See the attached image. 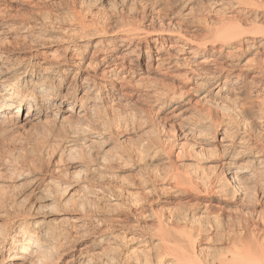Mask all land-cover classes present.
Listing matches in <instances>:
<instances>
[{
	"label": "rangeland",
	"instance_id": "obj_1",
	"mask_svg": "<svg viewBox=\"0 0 264 264\" xmlns=\"http://www.w3.org/2000/svg\"><path fill=\"white\" fill-rule=\"evenodd\" d=\"M239 1L0 0V83L18 76L23 91L37 82L76 98L67 109L55 98L39 101L30 122L25 111L0 119V247L19 227L43 221L52 232L46 264H76L82 253L86 264H141L155 254L149 238L159 232L175 246L181 234L198 230L211 237V250L249 231L244 241L264 248L263 80L228 93L230 82L213 88V81L195 79L196 104L170 112L169 97L184 96L177 81H186L190 54L169 48L177 36L156 33L180 31L186 51L245 19L240 28L261 44L225 46L226 63L264 78V35L250 17L263 6ZM108 29L155 35L132 47L124 70L105 72L96 62L120 36L86 35ZM164 47L177 51L167 64L172 72L161 74L162 66L156 74L148 57ZM87 74L94 86L83 85ZM213 133L225 134L224 144L244 140L224 149L211 142ZM255 155L263 161L255 163ZM243 166L252 174L233 184L229 178Z\"/></svg>",
	"mask_w": 264,
	"mask_h": 264
},
{
	"label": "bare ground",
	"instance_id": "obj_2",
	"mask_svg": "<svg viewBox=\"0 0 264 264\" xmlns=\"http://www.w3.org/2000/svg\"><path fill=\"white\" fill-rule=\"evenodd\" d=\"M240 2L241 0L237 3L240 4ZM242 2L243 4L244 3L251 4L253 5V7L257 6V9L259 6H263L262 11L259 13H255L256 10L255 11L253 10L254 14L250 17L251 20L253 21V25L254 24L261 25L260 29L259 28L258 29L260 30L259 32L261 33V35L262 33L264 35V5H262L264 4V0H259V1L257 0L256 2L255 0H249ZM237 20H238L237 24H235L234 26L231 24L233 27L229 26V28L227 29L224 28L219 33L216 32L217 34L216 36L218 37L216 38V40L212 42L191 43L193 44V47L186 51H184L183 48L184 45L181 44L182 42H184L185 39H182L180 31H175L170 29H164L161 31L156 30L158 36L163 34L169 36H177V41L176 39L172 41L169 45V48H173V51L176 49L178 50L179 48V51L178 52L175 51V53L174 52L171 53V50L167 51L169 50V48H165V47L164 49L155 50L153 54H151L148 57V64H149L148 68L150 69V71H153L156 74H160L158 72V68H161L163 66V69L166 72L163 73L161 72V74H166V73L170 74L172 72L171 67L173 65L167 66V64L171 63V62L168 63L171 54L172 56L176 54V52L177 54L178 53L183 54L184 52L190 54L187 58L188 66L183 71L184 79L186 81L185 83L181 80L177 81L181 83L183 86L179 94L182 95L183 93L184 96H180L179 98H173L174 96L169 97L168 102L166 104L168 103L170 104V105L168 104L169 105L168 108H172L170 112H172L174 109L175 110L179 109V104H181L182 102L185 103L187 102L188 105H190L191 103L196 104L195 103L196 100H194V98L195 99L197 98L194 97L196 82L195 85L194 84L190 85V82L192 83L195 79L202 78V79H206L207 81L208 80L213 81V83H211L213 85V88H215L219 84L218 81L221 79L223 83L230 82V86L228 87V93H232L237 87H241V86L246 87L255 80L262 79L264 82V78L260 77L261 75L258 76V74H253L251 75L250 78H248V75L245 71H243L242 69H238V71L235 72V70H232L233 65L228 64L229 62L226 63V60H228L227 55L229 53V50L226 51L225 54L224 53L225 46L228 45L231 46L237 44L240 47L243 40L244 41L248 40L251 46L257 45L258 47L261 44V40L256 39L257 36L253 35L252 33H250V31H247L246 29L240 28L242 26L239 23H242L245 19L243 20L242 18L241 19L238 18ZM152 34L155 35L153 31H149V30L130 32L121 29H108L101 32L91 33L86 36L89 37L93 36L102 39H112L115 36H120V43L117 46L108 49V51H105L96 62L99 63V65L100 64L103 65L102 69L105 72H112L115 71V68L118 67L120 68L119 71L124 70L126 56L130 52L134 51L132 47L139 49L142 47L144 43L148 44V37L151 36ZM153 40L156 41L157 38ZM186 43L187 42H185L184 44ZM94 45L95 46L98 45L97 42ZM161 46L162 43H160V47ZM95 50L96 48L94 49V53L96 52ZM154 62L156 65H154ZM87 76L88 74L83 78V85L85 84L88 86L90 82H92L94 86L95 79L91 78L90 76L88 77ZM20 80L21 79H19L18 76L17 77L15 76V78L11 81L5 80L0 83V119L11 117V115L5 116L6 115L5 113H7L6 111L9 112L16 111L19 117L20 115L22 116V113L25 111V115L23 119L26 122L28 121L30 122L32 120L37 119L39 116L34 109V106L39 104V101L41 103L44 100L55 98L58 99L59 101L57 103V106H59L60 103H62L63 107H65L66 109L68 108V105H74L76 102L75 94H73V92H71V90L69 89L65 94H60L57 92L53 93L49 89H46L43 85L36 86L37 83L36 82L31 90L23 91L20 88L21 87ZM93 86L87 89L93 90L92 89ZM85 91L87 92V90ZM40 93L41 95H43V98L38 100L40 97ZM92 93L93 92H91L90 94ZM247 93L249 94V92ZM95 95H99V93L96 92ZM93 96L87 98L90 101H92L94 100ZM214 96H218V94ZM182 107L184 108L183 110H186L185 108H187L184 107V105H182L180 108ZM83 111H84V107H79L78 111L76 112L77 113L76 115L78 117H81L84 113ZM2 114L4 115L2 116ZM189 131L194 132V129H192L191 127ZM214 134L215 133H213L211 136L212 137L211 142L217 143L214 146L219 144V146H221L224 149H229L233 145L241 144V142H243L244 140V139L243 140L239 139L237 143L235 141L233 142L231 141L229 143L226 142L227 144H224L225 141H227V139L224 136L225 134H222L221 139H218V136L216 139V136H214ZM239 152H243V151H239ZM235 158H239V157H235ZM253 158H255V163L258 164L263 161L261 158L257 157L256 155ZM252 172L253 170L249 169L247 166H243L241 168L239 167V169L236 171V174H233V176H231L229 179L232 180L233 184H238L241 178H244L248 174L251 175ZM163 186H160V189H162ZM206 205H208L207 202L205 205H203V208H205ZM203 211L204 209L201 211V213ZM30 223H31L30 227L28 225H27L28 227L27 226L19 227L17 234L13 235L9 242L6 241L4 244H2L0 248H2V252L4 254L0 258V264H26V263L46 264L45 260L42 259V255L44 250L46 251L49 250L48 245L45 244V239L50 238L52 232H50V230H44L43 221H35ZM245 233L246 234L240 236L238 239H236V237L232 239L231 238L226 239L224 242L218 244L216 247L210 250L208 241L211 239V237L209 236L202 237L200 231L198 230L197 231L194 230V233L186 232L184 234H181L180 238L178 239V245L176 243L177 246L168 245L167 239L159 232L157 233V235L149 238L152 240L151 242H153L152 246L156 249L155 254L152 253L154 255L151 254L148 255V257L145 258V260H143L141 264H143V262H145V264H159L164 259L165 260L170 259L171 264H264V248L261 247V245H259L256 242L247 243L246 241H244L245 239L243 237L247 235L249 231H246ZM78 260L79 261L76 264H86L88 262L87 257L83 255V253L78 258Z\"/></svg>",
	"mask_w": 264,
	"mask_h": 264
}]
</instances>
